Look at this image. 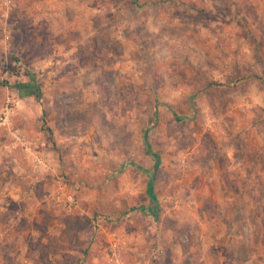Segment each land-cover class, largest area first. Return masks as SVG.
I'll list each match as a JSON object with an SVG mask.
<instances>
[{
  "label": "rangeland",
  "instance_id": "1",
  "mask_svg": "<svg viewBox=\"0 0 264 264\" xmlns=\"http://www.w3.org/2000/svg\"><path fill=\"white\" fill-rule=\"evenodd\" d=\"M6 109L0 264H264V0H0Z\"/></svg>",
  "mask_w": 264,
  "mask_h": 264
},
{
  "label": "trees",
  "instance_id": "2",
  "mask_svg": "<svg viewBox=\"0 0 264 264\" xmlns=\"http://www.w3.org/2000/svg\"><path fill=\"white\" fill-rule=\"evenodd\" d=\"M18 86H19L20 88H28L27 85H18ZM154 157L156 158V164H155V165H156V168H158V166H159V162H160V157H159L158 154H155ZM150 185H152V180H151ZM150 191H151V190H150ZM150 212L153 213V214H154V212H155V208H153V205H152V208H151Z\"/></svg>",
  "mask_w": 264,
  "mask_h": 264
},
{
  "label": "built area",
  "instance_id": "3",
  "mask_svg": "<svg viewBox=\"0 0 264 264\" xmlns=\"http://www.w3.org/2000/svg\"><path fill=\"white\" fill-rule=\"evenodd\" d=\"M9 112L8 109L3 111L0 115V125H6L8 121Z\"/></svg>",
  "mask_w": 264,
  "mask_h": 264
},
{
  "label": "crops",
  "instance_id": "4",
  "mask_svg": "<svg viewBox=\"0 0 264 264\" xmlns=\"http://www.w3.org/2000/svg\"><path fill=\"white\" fill-rule=\"evenodd\" d=\"M149 186H150V185H149ZM149 192H151V191H150V189H149ZM150 208H152V206H151V207H149L148 209H150Z\"/></svg>",
  "mask_w": 264,
  "mask_h": 264
}]
</instances>
